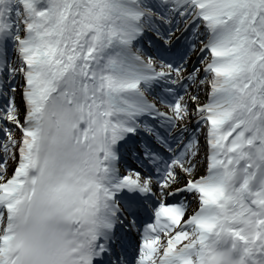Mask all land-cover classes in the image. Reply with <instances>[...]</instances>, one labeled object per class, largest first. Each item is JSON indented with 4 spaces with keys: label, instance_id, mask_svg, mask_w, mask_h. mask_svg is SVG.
<instances>
[{
    "label": "snow or ice",
    "instance_id": "snow-or-ice-1",
    "mask_svg": "<svg viewBox=\"0 0 264 264\" xmlns=\"http://www.w3.org/2000/svg\"><path fill=\"white\" fill-rule=\"evenodd\" d=\"M0 264H264V0H0Z\"/></svg>",
    "mask_w": 264,
    "mask_h": 264
}]
</instances>
